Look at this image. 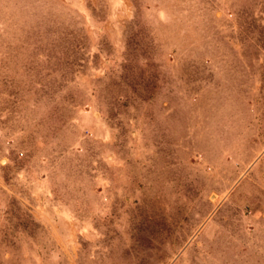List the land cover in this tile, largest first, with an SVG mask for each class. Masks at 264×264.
<instances>
[{
    "label": "rangeland",
    "instance_id": "374dc122",
    "mask_svg": "<svg viewBox=\"0 0 264 264\" xmlns=\"http://www.w3.org/2000/svg\"><path fill=\"white\" fill-rule=\"evenodd\" d=\"M0 264H264V0H0Z\"/></svg>",
    "mask_w": 264,
    "mask_h": 264
}]
</instances>
